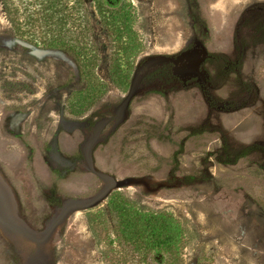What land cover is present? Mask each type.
<instances>
[{"label": "rangeland", "instance_id": "374dc122", "mask_svg": "<svg viewBox=\"0 0 264 264\" xmlns=\"http://www.w3.org/2000/svg\"><path fill=\"white\" fill-rule=\"evenodd\" d=\"M86 3L89 95L0 0V264H102L89 221L112 191L179 221L181 264H264V0H123L139 48L122 83Z\"/></svg>", "mask_w": 264, "mask_h": 264}, {"label": "trees", "instance_id": "16d2710c", "mask_svg": "<svg viewBox=\"0 0 264 264\" xmlns=\"http://www.w3.org/2000/svg\"><path fill=\"white\" fill-rule=\"evenodd\" d=\"M16 40L45 50L68 55L75 64L83 94L93 90V69L98 57L94 47L86 0H2ZM102 24L112 41L119 43V56L112 74L120 83L128 78L129 55L139 48L123 0H93ZM85 102V98H82ZM79 109L82 103L69 104ZM179 148V147H178ZM175 151L172 157H175ZM107 213L90 217V227L100 246L102 264H181L184 231L169 212L146 211L119 191L108 194Z\"/></svg>", "mask_w": 264, "mask_h": 264}, {"label": "water", "instance_id": "95a60500", "mask_svg": "<svg viewBox=\"0 0 264 264\" xmlns=\"http://www.w3.org/2000/svg\"><path fill=\"white\" fill-rule=\"evenodd\" d=\"M118 184H120V183H118ZM99 197H100V195H97L94 199L86 202L83 206L85 208L92 206L98 200Z\"/></svg>", "mask_w": 264, "mask_h": 264}]
</instances>
